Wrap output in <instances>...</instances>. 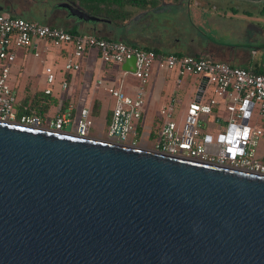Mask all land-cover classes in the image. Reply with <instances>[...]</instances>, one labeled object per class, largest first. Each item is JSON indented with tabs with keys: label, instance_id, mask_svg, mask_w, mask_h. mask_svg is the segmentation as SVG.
Masks as SVG:
<instances>
[{
	"label": "water",
	"instance_id": "1",
	"mask_svg": "<svg viewBox=\"0 0 264 264\" xmlns=\"http://www.w3.org/2000/svg\"><path fill=\"white\" fill-rule=\"evenodd\" d=\"M0 264H264V176L0 121Z\"/></svg>",
	"mask_w": 264,
	"mask_h": 264
},
{
	"label": "built area",
	"instance_id": "2",
	"mask_svg": "<svg viewBox=\"0 0 264 264\" xmlns=\"http://www.w3.org/2000/svg\"><path fill=\"white\" fill-rule=\"evenodd\" d=\"M41 41L44 46L40 49ZM50 46L66 52L62 72L72 75L81 68L79 60L86 61L89 57L119 67L126 60L135 59L134 71L122 70L119 84L109 89L114 106L106 141L133 148L149 146L151 151L167 156L264 176V73L255 74L251 69L191 55L157 54L93 35H73L65 29L28 21L7 12H0L1 122L55 132H62L63 126L69 123L66 114L49 117L22 113L17 119L21 103L9 85L11 67L16 59L13 48L33 49L37 58L40 50L47 52ZM154 64L158 72L153 92L148 95ZM44 71L45 81L51 87L56 81L55 73L51 67H45ZM173 74L177 87L185 77L200 79L194 99L187 103L182 113L174 103L176 100L161 105L155 113L157 128L152 132V123H145L147 103L150 100L154 105L160 100L162 87ZM129 78L136 82L133 96L122 90ZM209 87L213 96L206 100ZM61 88L67 89L65 81L61 82ZM51 92L50 88L44 90L46 95ZM255 110L257 119L251 127ZM174 117H183V124L178 126ZM221 123L225 131L214 141L207 126ZM93 127L90 111L81 107L72 121V132L68 134L90 137Z\"/></svg>",
	"mask_w": 264,
	"mask_h": 264
},
{
	"label": "crops",
	"instance_id": "3",
	"mask_svg": "<svg viewBox=\"0 0 264 264\" xmlns=\"http://www.w3.org/2000/svg\"><path fill=\"white\" fill-rule=\"evenodd\" d=\"M154 1V6H147L145 8L135 6L126 7L124 10L130 12V18L124 20L120 25L115 26L112 23L104 22L105 24H110V28H113L112 30L99 27L96 24H89V26L86 27L83 25L84 23H76L73 19H67L58 25H54V23H47V25L52 24L51 26H57L65 30H74L76 34L93 35L98 38L119 41L142 49L155 50L158 54L191 55L213 62L226 63L233 67H242L264 73V66L261 67L259 64L253 62L251 58L244 56L242 52L239 51L241 50V48L239 49V44L231 46L232 49H228L229 46L219 45L216 41L214 42L215 38H212V40L210 39L212 37L211 35H236L238 40H240V35H264V15L258 3L240 2L237 3L239 4L238 7H232L226 3L219 2L202 4L197 0H192L189 4L186 0ZM248 8L256 9V11L251 12L247 10ZM160 11L171 14V16H182L185 14V18L184 20L177 18L179 21H175L174 18L176 17L171 18L169 16L171 19H167L157 25L154 16L158 15ZM260 19H262V21ZM180 20H183V23L184 21L186 22V24L183 25V29L186 28L189 30L190 35H196L197 46H189L186 49V54L179 52L166 53L164 52L165 50L174 51L173 49L179 46L176 44L177 41L175 40H178L177 37L179 38V35H184V33H180V30L176 26L177 24H182ZM95 26L99 31L95 32L91 30V28H95ZM225 47H227V49H223ZM57 51L62 58L66 57L65 51ZM31 52L33 58H36L33 55L35 50L32 49ZM47 52H49V50ZM252 54L256 55V49L253 48ZM97 62V59L89 57L81 64V68L77 73L73 75L70 73H63L61 78L58 80L56 78L54 82H57L60 88L61 82L64 81L67 83V89L69 85H71L72 95L75 94L78 96V104L75 111L71 104H69L68 108H65L64 102L59 101L57 112H55L54 115H50L48 112L49 110H44L40 114L55 117L58 114L67 115L68 111V115L73 116L74 112L76 116L77 111L81 107H85L90 111V116L93 119L94 127L92 129L95 130L96 126L99 134L103 132L102 128L105 125L108 115L112 113V108L114 106V99L110 96L109 89L119 84L122 68L119 66L107 65L103 62L97 65ZM41 63H43V61H41ZM59 72H62L61 69ZM153 81L155 84L156 77L153 78ZM42 82L44 90L46 88L52 90L50 95H46L43 91V95L51 96L53 94L52 87L54 84L50 87L43 77ZM135 89L136 82L131 78L126 79V84L122 86V90L128 95L133 96ZM181 94L182 92L180 95L179 91L176 92V95L171 96L170 100H176L174 103L177 107H181L182 105L186 107L188 102L185 104L183 103ZM89 95H91V98L88 106L87 101ZM41 100L42 99L39 98V101ZM164 101L162 97H160V100L154 105H152L150 100L148 101L145 118H149L151 123L154 122L156 110H158L161 105L169 103V101ZM102 105L104 106L103 108L101 107ZM45 106L46 105H41V107ZM64 110L66 112H63ZM99 114H102V118L98 122L96 121V117Z\"/></svg>",
	"mask_w": 264,
	"mask_h": 264
},
{
	"label": "rangeland",
	"instance_id": "4",
	"mask_svg": "<svg viewBox=\"0 0 264 264\" xmlns=\"http://www.w3.org/2000/svg\"><path fill=\"white\" fill-rule=\"evenodd\" d=\"M1 1H4V0H1ZM216 1L221 2L225 0H216ZM227 5H230L232 7L234 6L238 7L239 4L227 2ZM247 10H250L251 12L256 11V9H253V8H248ZM59 14L61 15L60 16V19H61V17H63L64 15L61 13ZM169 16L171 18L176 17L174 18L175 21H179V19L184 20L185 18V14H183L182 16H179V15L171 16V14L160 11L158 12V15L154 16L156 18L155 23L158 25L159 23H162L163 21H166L167 19H171ZM35 20H39V19H35ZM183 20H180V23L182 24L176 25L177 28L180 30V33H184V35H179V38L177 37L178 40L174 39L175 41H177L176 44H178L179 46L173 49L174 51L165 50L164 52L166 53L179 52L182 54H186V49L189 46H195L197 44L196 35H190L189 30H187L186 28L183 29V25L186 24L185 21L183 23ZM260 20L262 21V19ZM58 24L59 22L54 23V25H58ZM83 25L86 27L89 26V24L87 23H84ZM96 25L99 27H105L108 30L113 29V28H110L111 27L110 24L108 25L103 22H97ZM85 35H88V34H85ZM211 36H212L210 38L211 40L212 38H215L214 42L216 41V43H218L219 45L229 46L228 49H232L231 46H235L239 44L238 45L239 49L241 48V50L239 51H241L244 56L251 58L252 61L259 64V66L261 67L264 66V35H240L239 36L240 40L237 39L236 35H214V36L211 35ZM43 46H44V42L41 41L38 47L41 49ZM253 48L256 49V55L252 54ZM223 49H227V47ZM13 51L16 53V59H15L14 64L11 67V72L9 76V85L12 88V90L17 93L18 99L21 104H25L26 102V105H31L32 107H36V108L41 107V105H46L45 107H43L44 110L45 111L49 110L48 111L49 114L54 115L55 112H57L59 101H63L65 104V108L66 107L68 108L69 104H71L75 111L77 104H78V96H76L75 94L72 95L71 85H69L66 91H63L57 85V82H56L54 83L52 87L53 94L51 96L43 95L44 86L42 85L43 84L42 77L43 79L45 78V71H44L45 67L49 66L53 69L57 80L60 79L61 75L63 74V72H59V70L61 69L62 71L61 67H63L65 63V58H62L59 55L57 50H55L53 47L50 46L49 52L47 53L42 52L40 50L39 51L40 56L37 58H33L31 50L25 47L13 48ZM41 61H43V63H41ZM84 62L85 60H79L80 64H83ZM0 63H1V60H0ZM100 63L101 61L98 60L97 65H99ZM157 67L158 66L154 64L152 68V76L150 80L148 81V89H147L148 95H151L153 92V88H154L153 78H155L157 75V72H158V70L156 69ZM199 81H200L199 78L185 77L183 78V85L177 87L175 85V75L173 74L170 78L167 79V85H164L162 87L161 97L163 101L165 100L164 102H168V101L170 102L171 96L176 95V92L179 91V95L182 92L181 94L182 101L185 104L194 99V95L196 92V88L198 87ZM212 96L213 95H212L211 87H209L206 100ZM39 98H41L42 100L39 101ZM90 98H91V95H89V99L87 101L88 106L90 104ZM101 107L103 108L104 106L102 105ZM184 109H185L184 105H182L181 107H178V110H180L181 113L184 111ZM63 112H66V111L64 110ZM68 113L69 112L67 111V118L69 119V123L63 126L62 128V132H65V133L72 132V121L75 116L74 112H73V116L68 115ZM156 113H158L157 110H156ZM21 114H22V109H19L17 111V119H19ZM111 116H112L111 114L108 115L105 121V125L102 128V131H103L102 133L99 134L97 131L98 129L95 126V130L92 129L90 131L89 136L96 138L98 140L106 141L105 134L111 123ZM101 118H102V114H99L96 117V121L99 122ZM256 119L257 118H256V110H255L252 120L250 122L251 127L255 125ZM174 121L176 122L178 126H181L184 122V118L174 117ZM148 122H149V118L145 120L146 124ZM257 125L262 126L260 122H257ZM156 128H157V122L156 120H154V122L152 123L151 131L155 132ZM207 128H208V133L212 135L214 141L217 139L220 133L225 131V125L223 123H221L220 125H216V126L208 125ZM142 149L151 151L149 146H144L142 147Z\"/></svg>",
	"mask_w": 264,
	"mask_h": 264
},
{
	"label": "flooded vegetation",
	"instance_id": "5",
	"mask_svg": "<svg viewBox=\"0 0 264 264\" xmlns=\"http://www.w3.org/2000/svg\"><path fill=\"white\" fill-rule=\"evenodd\" d=\"M192 1V0H191ZM202 4H208L210 2L213 3H240V2H249V3H258L261 6L262 13L264 15V0H225V1H216V0H197ZM65 2H73L71 0H0V7L3 8V12L12 11L18 15V17L24 18L28 21L37 22L46 24V23H63L67 20L68 12L66 9H62L58 7L59 4ZM76 3V2H74ZM78 7L83 10L78 3H76ZM84 11V10H83ZM63 14L60 19V14ZM87 13V12H86ZM91 15V14H89ZM93 16V15H91ZM99 18L108 19L105 16H95ZM39 19V20H35ZM109 20V19H108ZM96 24V23H95ZM94 24V25H95ZM96 28V27H95ZM95 28H91L92 31H99Z\"/></svg>",
	"mask_w": 264,
	"mask_h": 264
},
{
	"label": "trees",
	"instance_id": "6",
	"mask_svg": "<svg viewBox=\"0 0 264 264\" xmlns=\"http://www.w3.org/2000/svg\"><path fill=\"white\" fill-rule=\"evenodd\" d=\"M79 4V6L88 14L93 16H105L115 26L122 24V22L130 18V12L125 11L126 7L145 8L147 6H154V0H71ZM69 33L75 35L74 30H67ZM155 51V50H153ZM157 53V51H155ZM158 54V53H157ZM255 74H262L260 71H253ZM96 106V104H95ZM22 113L40 114L44 111L43 107H32L31 105L22 104Z\"/></svg>",
	"mask_w": 264,
	"mask_h": 264
},
{
	"label": "bare ground",
	"instance_id": "7",
	"mask_svg": "<svg viewBox=\"0 0 264 264\" xmlns=\"http://www.w3.org/2000/svg\"><path fill=\"white\" fill-rule=\"evenodd\" d=\"M140 150H144V149H142V148H139Z\"/></svg>",
	"mask_w": 264,
	"mask_h": 264
}]
</instances>
